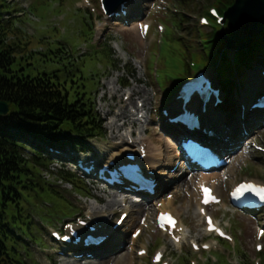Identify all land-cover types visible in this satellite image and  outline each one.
<instances>
[{
    "label": "rangeland",
    "instance_id": "374dc122",
    "mask_svg": "<svg viewBox=\"0 0 264 264\" xmlns=\"http://www.w3.org/2000/svg\"><path fill=\"white\" fill-rule=\"evenodd\" d=\"M161 1L166 5H163ZM81 2L82 0H61L60 5L56 6L57 3H54L53 5L50 4L52 3V0H21L23 5L31 3V9L33 10L32 14L34 18H31L33 17L31 15L27 20L30 25L25 21L20 24L23 31L34 33L30 48L36 51V49L46 47L45 42L38 41V39L44 37L46 38L45 40L50 41H57L59 39L66 41L64 43V49L69 51V53H72L70 50V44H73V46L74 44L79 45L77 47V52L73 51L74 56H78L79 52H90L89 48H92H88L87 45L78 43L76 35H73L72 40V33H74V29L78 26V17L73 13H75L74 11L77 10ZM178 3H181L182 6ZM208 4L209 0H141L137 9L133 11V15L135 19L140 18V22L149 21L151 23L152 31L149 34L148 39L143 38L139 27H137L138 25L134 27L129 25L126 27L116 26L112 21L101 16L98 10L90 16V21L92 22V28L94 30L93 40L90 45L94 48H100L104 43H109L110 48L114 53V57L120 64L117 68L119 70L107 68L105 71L101 70L99 73L93 65L90 66V57L84 58V62L88 66L87 70L89 71L87 74L93 76L97 75L94 77L97 82V87L94 91L95 107L101 119L104 121L103 127L106 130V135L105 137L93 138L88 141V143L85 144V146H88L87 149L82 151L80 150L81 146H78L79 148L73 152L77 154L76 156L86 155V157H90L96 155L97 157H102L107 153H109L108 155H111L112 152L115 151L114 147L116 146L115 144L118 143V140H122L129 133H135L136 138L142 136L145 137L150 145V150L155 153L158 148H161L165 156L163 161L164 165H162L161 170L159 171L160 185H162L159 191L162 189L169 191L168 193H171L173 198L169 199L172 200L169 201V203L171 202L170 204H163V207H167L178 213L181 221L189 231V238L197 240L198 243L208 242L213 246L209 252H193L187 239L183 245L180 244V246H178V244H172L164 234L155 229L152 223L153 217L151 216V212L154 210V203L151 202L144 205L143 213H138L137 207L128 206L130 215L127 219V224L132 225L131 223L133 222V227H139V219L144 215H146L147 223L142 226V232L139 238L134 242H130V236L127 234L123 239L121 238L122 240L120 239L121 242L120 240L115 241L114 239V241H110V244L103 246L104 248L101 250L102 253H100V257L96 258V260L99 261L98 264H149V256L156 248L163 249L166 260H169L171 264H186L187 258L188 264L190 260H194L196 264H253V261L257 260V256H260L258 262L260 263L262 261L261 254L263 253H257L254 248L255 231L256 228L261 225L260 222L263 218L262 215L255 218L251 215L234 212L227 201V189L239 178H236L234 181L229 180L228 182H224L222 180L220 182L218 191L223 202L210 208L213 215L216 217V221L226 227L229 233L233 230V236L237 242L235 245L238 246V251H233V243H229L230 249H227L221 246V244L214 242L213 236L205 234L201 217H199L198 212L195 209L196 195L193 192V189L196 175L190 176L189 172L184 171L185 165L183 163H181V165L180 163L178 164L180 158L176 149V143L170 135L171 132L166 131V127L163 126V121L158 110H152L155 106L160 108L164 105V103H162L164 100L163 90L158 86L155 79L156 71L159 78L171 76L169 71L162 68L160 64L163 65L165 64V61L168 60L167 62L174 64L177 66V69L183 71L185 66L184 61H187L188 63L191 61L195 64L192 68V70H194L203 61L205 55L211 53L209 47L206 50H203V43L198 37L200 31H211V27H204L198 21L199 17L203 16V11L209 6ZM68 11L69 13H67ZM172 15H176L175 19L178 20V15L184 16V20L180 18L181 25L179 27L176 26L173 20L167 21L166 19H162L166 16H169V18L172 19ZM154 20L157 22L162 21L165 25L166 31L163 35L161 46L154 44L156 43V40L159 39L160 34L156 29ZM96 27L99 29L96 30ZM173 32H177V36L183 37L182 43L190 48V51L186 54L183 62L175 57L165 60L163 59L162 55L165 53L163 51L168 43L167 36ZM155 33H157V36ZM68 42H70V44ZM216 44L217 43H215V45ZM177 48H179L178 45ZM181 48L182 50L180 48L179 50L184 51V48ZM230 57L232 56L230 55ZM260 57H257L254 62H251L247 67L242 69L240 73H238L235 80L236 84L241 86L239 89H248L257 86V81H255V79L258 80L257 78L260 77V75L256 77L255 74L259 72V66L263 64V62L258 61V58ZM45 59L46 57L43 55H35L32 57L30 61L35 68L29 72L36 73L38 70H46L49 72L58 70V75L61 80L65 79L70 82L74 78L65 74L63 69L67 67H64L63 60L54 58L55 62H41ZM99 66L100 65H96V67ZM147 67L151 74L147 70ZM190 67L192 66L190 65ZM29 68L30 67H27V69ZM206 70L212 73V75H215L213 70ZM67 71H69L68 68ZM193 75L194 71H191L188 76L191 77ZM250 76H254L255 79L250 80ZM125 77L127 78L129 85L128 87L123 88L120 85V82ZM261 88L264 89V86ZM243 89L240 93L243 92ZM127 91H130L132 95L129 99H123V95L126 94ZM133 97L137 99L130 104L135 107L138 106V108H140V104H144L145 123L130 127L127 123H123V119H125V122H128V116L125 115L126 107ZM106 115H110L111 118L107 117V119H105L104 117ZM247 118L253 119L254 117ZM222 120L230 125L242 128L241 131L240 129L236 131L234 135H231L228 132L233 140V147L237 148L232 152V155L238 157V155L241 154L245 162L247 161L248 163L246 168L243 166V171L241 172L245 176H248V178H260L264 180V154L252 149H248L247 153L245 148H241L242 143L239 144L237 142L239 139L247 138L255 140L257 144L264 147V122L261 121L260 123H257L251 131H246L239 115L234 114L233 117L226 119L222 114ZM244 130L246 132H244ZM168 139L170 140V143L168 142ZM174 146L175 148L171 149ZM175 163L178 164L176 171L170 172L169 170H171V167ZM163 171H165V174L161 175L163 174ZM218 174L221 175L219 172ZM84 183L88 186H86L87 189L90 190L89 198L75 193L68 184H60V188L63 190V195L70 201L71 208H78L76 214H87L91 217L90 213L94 212V217H91V219L96 222H101L104 226H108L115 220L118 214V208L121 207V201L122 198H124V194L112 192L110 189L97 188L96 186H93L89 180H85ZM163 195L164 193L162 196ZM71 219V217L63 218L61 221L56 219L52 222L54 226L50 227L58 228L64 222L70 221ZM234 231L237 236H235ZM40 235L43 236L41 237L45 243L44 245H29L35 259L40 264H72L70 260L66 258L60 260L55 257L54 254L57 252L58 247L51 241L48 230L46 231L42 228ZM262 243L264 245V239ZM139 249L147 250L148 255L145 257L137 256L136 252ZM212 251H218L221 253L220 255L225 254L228 259L225 260L223 257L222 259H219L218 256L212 254ZM182 254L188 255V257L186 255L182 256ZM93 264H97V262H93Z\"/></svg>",
    "mask_w": 264,
    "mask_h": 264
},
{
    "label": "trees",
    "instance_id": "16d2710c",
    "mask_svg": "<svg viewBox=\"0 0 264 264\" xmlns=\"http://www.w3.org/2000/svg\"><path fill=\"white\" fill-rule=\"evenodd\" d=\"M233 1L209 0V3L222 13ZM7 8L12 7L5 0H0V100L11 105L10 113L0 116V264H37L26 262L18 243H22L24 237H33L37 230L33 216L45 214L49 220L68 208L66 199L56 187L57 181L71 183L80 193H85L86 188L81 180L65 170H51L48 159L39 150L27 152L21 139L28 136L51 143L64 141L82 146L84 140L101 135L103 129L93 108L92 91L96 82L83 75L87 64H80L82 72L76 65L78 73L70 82L61 80L58 70L29 72L35 68L30 61L36 54L29 49L32 38H25L14 26L13 18H4ZM204 14L210 16L207 8ZM217 30L218 26L198 35L206 49L209 47L211 51L202 63L220 71V80L225 91L229 92L235 72L257 57L264 59V31L254 37L247 51L238 53L235 60L230 61L223 50L224 43L216 37ZM80 34L82 41L87 42L91 38L88 29ZM167 42L163 59L175 57L184 60L188 46L182 43L181 38L173 32L167 36ZM177 45L184 51H180ZM38 53L46 57L41 61L46 63L55 62L54 58L59 59L62 51L55 48ZM88 57L90 66L118 67L108 43L93 50ZM167 61L168 71L183 76L187 74L185 70H176ZM88 80L92 81L88 83ZM165 83V78H162L164 87ZM46 174L53 180L46 178Z\"/></svg>",
    "mask_w": 264,
    "mask_h": 264
},
{
    "label": "water",
    "instance_id": "95a60500",
    "mask_svg": "<svg viewBox=\"0 0 264 264\" xmlns=\"http://www.w3.org/2000/svg\"><path fill=\"white\" fill-rule=\"evenodd\" d=\"M228 19L227 29L231 31L230 36H222L226 47L232 48L238 40L239 48L249 46L254 35H259L264 29V0H235L224 13ZM9 104L0 100V115H7L10 111Z\"/></svg>",
    "mask_w": 264,
    "mask_h": 264
},
{
    "label": "bare ground",
    "instance_id": "6f19581e",
    "mask_svg": "<svg viewBox=\"0 0 264 264\" xmlns=\"http://www.w3.org/2000/svg\"><path fill=\"white\" fill-rule=\"evenodd\" d=\"M113 24L114 25H116V26H120V27H124V26H122L121 24H120V22H118V21H114L113 22ZM138 24V22H136L135 20L132 22V24H131V27H134V26H136ZM258 78H260V77H258ZM250 80H251V78H250ZM245 94H248L247 92H244L243 91V93H241V95H243V96H245ZM249 96H251V97H253V95H251V94H248ZM216 114L215 115H212L211 117H209L208 118V120H210V122H209V126H211V128L213 129V131H214V138H213V141H215V142H219V145L217 146V147H219V148H224V147H227L228 145H230V140H232V138H231V136H228V131L229 130H236V131H238L240 128L238 127V126H233V125H230V126H225V125H222V120H216L215 118H216ZM234 133H236V132H234ZM225 136V137H224ZM221 137V138H220ZM222 137H224V138H222ZM168 142L170 143V140L168 139ZM149 148H150V145H149ZM152 148V147H151ZM175 148V146L173 147V148H171V149H174ZM151 153H152V155H154V157L153 158H149V159H147V161H146V163L147 164H149L151 167H156V166H158V165H161L160 164V161H162L163 160V152H162V150H161V148H158L157 150H156V152L154 153L152 150H151ZM233 164H231L230 166H229V168H228V170H227V172H229V171H231L232 170V168H233ZM163 174H161V175H164L165 174V171H163L162 172ZM225 174V173H224ZM211 175V176H210ZM220 177H222V175L220 176L219 174H218V172H216V171H211V172H208V173H205V174H201V176H199L198 177V179H200V180H203V179H207L208 181H209V184L213 187L214 186V190H215V192L217 193L218 192V194H220L219 193V191H218V188H219V185H220V182H221V180H220ZM193 192L195 193V195H197L198 196V194H197V185H195L194 186V189H193ZM199 199V198H198ZM198 199H196V204H197V202H198V205H199V200ZM134 202V201H133ZM171 203V202H170ZM170 203H168V204H170ZM142 207L139 209V211H141L142 212ZM175 214H177V212H175ZM178 215V214H177ZM126 219V218H125ZM124 219V220H125ZM131 224H133V222L131 223ZM134 231V230H133ZM132 231V232H133ZM188 230L187 229H185V232H187ZM187 236V233H184L183 235H182V238H185ZM123 239L124 238V236H123V234L121 233V232H119V234L117 235V241H119L120 239ZM121 239V240H122ZM105 244H107V242L105 243ZM76 262H77V264H93V262H97V264L99 263V261L98 260H89V261H86L85 263L83 262V263H81V262H78L77 260H74V261H71V263L72 264H76Z\"/></svg>",
    "mask_w": 264,
    "mask_h": 264
},
{
    "label": "snow or ice",
    "instance_id": "6c2138e0",
    "mask_svg": "<svg viewBox=\"0 0 264 264\" xmlns=\"http://www.w3.org/2000/svg\"><path fill=\"white\" fill-rule=\"evenodd\" d=\"M262 235H264V233H261Z\"/></svg>",
    "mask_w": 264,
    "mask_h": 264
}]
</instances>
